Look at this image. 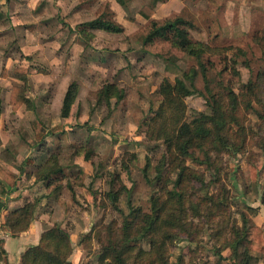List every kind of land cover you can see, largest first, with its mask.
<instances>
[{"label": "rangeland", "instance_id": "1", "mask_svg": "<svg viewBox=\"0 0 264 264\" xmlns=\"http://www.w3.org/2000/svg\"><path fill=\"white\" fill-rule=\"evenodd\" d=\"M168 1L158 2L157 21L173 19L175 14H179L192 26L188 32L193 40L205 42L211 48H219V51L205 53L198 60L173 45L170 38H157L145 45L144 38L150 23L141 19L135 23L127 20L138 19L140 8L151 4V0H129L125 7H120L114 0H59L57 3L54 0H31L27 8L36 5L33 11L38 21L36 25L21 23L19 13L6 16V20L13 23L8 27L10 35L4 42L8 58L17 61L18 50L22 47L43 63H49L51 58L67 62L69 57L71 74L77 80L81 77L89 81L79 95L77 90L73 119L67 125L70 132L57 135L59 139L54 141L53 150L46 154L59 158L65 175L49 193L32 190L35 192L32 201L49 196L41 200L35 220L40 224L45 217L44 229L57 224L70 236L73 247L71 264H98L100 250L107 244L106 225L113 223V228H119L125 218L133 219L132 210L150 214L152 200L158 198L163 201L170 196V191L183 194L185 218L200 231L196 235L193 228L177 232L168 245L167 264H217V258L210 257L216 256L224 240L232 239L231 233L237 234L243 218L251 222L264 207V55L254 41L257 35H264V5L255 2L250 9L248 4L240 2L242 0L233 5L226 4V0ZM23 4H26L25 0H17L16 7ZM44 5L49 8L44 10ZM13 6H9L11 13L18 10ZM101 14L124 26V33H106L105 38H100L90 30V40L84 41L78 30ZM25 19L34 20L30 9ZM54 26L63 28L65 33L61 34V30L56 33ZM68 32L78 34L77 38L86 46L74 59L71 49L78 40L68 41ZM53 36L61 45L72 43L63 46L60 60L48 50L33 49L38 45L25 40L36 38L42 45ZM227 48L231 50L223 51ZM98 52L104 55L100 57ZM184 74L194 77L192 84L187 79L185 84L198 93L183 100L186 105L183 121L193 122L200 117L199 114H211L209 91L224 108L230 102L228 91L237 97L238 104L234 110L237 124L231 123L230 140L236 146L242 145L240 151L234 152L235 145V148L219 149L216 144L207 143L205 151L191 148L192 158L185 157L182 163L174 160L178 152H173V148L167 150L163 138L158 137L161 124H155L159 119L154 115L160 107L159 87L162 82L168 80L174 84L175 79H183ZM36 78H31L33 88ZM249 82L255 85V93L245 88ZM107 83L116 84L123 94L122 100L112 99L109 106H99L96 94ZM35 90L34 102L38 99ZM47 97L54 98L51 92ZM43 111L36 117L44 122L45 131L62 121L57 110L54 113L48 109ZM53 117L59 120L55 121ZM30 118L9 117L26 139L30 137L32 123L37 120L29 122ZM152 119L155 122H151ZM165 122V132L170 130L171 133L173 127ZM238 130H243L244 139L241 137L239 140V135H235ZM14 152L17 156L15 162L21 164L24 161L25 166H28L25 164L28 158L33 160L35 155L41 159L45 154L43 150L39 155L34 143ZM207 155L212 158L211 164ZM84 157L88 158L84 161L87 164L85 171L73 164L74 159ZM250 162L260 167L254 182L249 181L247 164ZM177 163L196 173L193 177L192 172L186 171L183 184L178 189L176 182L181 167ZM109 192L116 194L115 201L108 197ZM174 198H177L176 194ZM223 220L228 225L224 228V235L217 240L212 235L214 230H223ZM91 230L93 240L89 241L84 236ZM95 233H100V237ZM119 235L116 231L115 237ZM96 237L100 238V244ZM137 248L148 252L147 239L140 241L131 251L129 264H147L146 256L141 261L134 258Z\"/></svg>", "mask_w": 264, "mask_h": 264}, {"label": "trees", "instance_id": "2", "mask_svg": "<svg viewBox=\"0 0 264 264\" xmlns=\"http://www.w3.org/2000/svg\"><path fill=\"white\" fill-rule=\"evenodd\" d=\"M114 1L120 7H125L129 0ZM160 1L161 0H151V4L143 5L137 13L150 23V29L144 38L145 45L151 44L157 38H170L174 43L173 45H176L189 56L196 57L198 60H200L205 53L214 54L216 51H219V48H211L205 42L193 40L188 32V30L193 29L192 26L190 27L188 22L179 14H175L173 19L165 18L162 20L163 22L153 20L155 6ZM111 13L113 15V12ZM107 16L106 14L99 15L94 20L85 23L82 29L78 30L77 33L80 34L81 38L86 42L90 40L88 35L90 30H100L108 34L117 35L124 33L123 26ZM127 21L134 22L132 18H129ZM84 28L88 30L86 31ZM254 41L264 55V35H257ZM228 50H231V48L223 49V51ZM204 72H206V69H204ZM10 74L23 82L27 81V70L23 68L18 67ZM0 75L1 77H6L7 71L3 68ZM183 77V79L176 78L174 84L170 83L168 80L162 82L159 87V95L161 97L160 107L154 115H157L159 119L155 124L162 125H159L157 132L158 137L161 136L163 138L167 150L173 148V152H178L175 154L174 160H178L179 163H182L185 157L192 158L193 156L189 153V150L195 147L205 151L204 145L207 143L212 146L216 144L219 149L227 147L235 148L234 145L236 146V144L230 140V132L231 123L237 124V118L234 116V110L238 104L237 97L232 91H228L227 96L230 102L228 107L224 108L220 100H217L209 91L212 100L208 103L211 114H199L200 117L193 122L183 121L182 117L186 110V105L183 100L186 97L198 93L196 90H192V88L189 89L185 84V79L192 84L194 77L186 74H184ZM245 88L249 92L255 93V85H252L251 82L246 84ZM77 90L78 85L72 83L66 91L61 108V117L63 119H68L70 117L77 96ZM2 91L0 87V108ZM24 93V87L20 88L13 86L11 88L9 104L13 113L17 112L22 105L30 108V102L25 97ZM199 95L203 96L201 93H199ZM122 96L123 94L116 84L107 83L98 90L96 94V103L99 106H109L112 99L120 101L122 100ZM170 111L172 113L169 115ZM166 115L167 119H165ZM152 121L155 122L153 119L151 122ZM164 121H166L165 124L168 122V125L173 127L171 133L170 130L165 132ZM44 125V122L40 118H37V120L32 123V133L36 142H40L46 136H62L65 134L62 124L53 126L47 131L44 130ZM235 135H239V140L241 137L244 139L243 130H238ZM236 147L234 152H238L242 149V145H237ZM58 159L59 158L53 154L48 155L45 164L34 173L36 181L41 182L46 188L55 187L56 182L65 175L64 169L60 166ZM77 159L78 158L74 160ZM80 159L82 161L88 160L87 157ZM207 160L211 164V156L207 155ZM31 163V160H27L25 164L30 165ZM177 166L181 167L178 163ZM124 169L126 171V167ZM259 169L260 167L252 164V162L247 164L250 182L257 180ZM186 171L192 172L193 177L196 176V173H193L192 170L181 167L176 182V189L182 186ZM17 182L16 175L0 167V192L3 195L9 194L17 186ZM56 192L57 190L53 193ZM169 194L170 196L163 201L158 200V198L152 200L150 214H143L140 210H132L131 212L134 214L133 219L127 220L125 218L123 224H121L119 228H113V223L106 225L105 232L107 235V244L100 250L98 264H129L131 260V258L129 259V254H131V251L144 239H147L149 242L148 252L137 248L134 258L139 259L137 261H141L142 257L146 256L148 259L147 264H167L168 255L166 256V254L169 249L168 245L177 232L191 231L188 228H193L192 232L195 233V235L199 233L200 229L196 230V226L188 222L189 219H187V217L185 218L182 200L183 194H181V192L173 194L171 191ZM175 194L177 195L176 199L174 198ZM108 197L112 201L116 200L115 193L109 192ZM39 202L40 199L38 198L8 213L5 217L4 228L12 235L27 231ZM262 204L264 206V201H262ZM222 222L225 224H222ZM222 222H220V224H222L221 228H223V230H214V234L212 235V237L217 240H219L220 236L222 237L224 235L225 232L223 231L228 225L227 221L223 220ZM116 228L117 230H115ZM116 231L120 234L118 237H115ZM99 234L97 233L96 236L100 237ZM231 234L233 238L227 239V241L224 240L220 250L215 254L216 256L213 255L218 260L217 264L223 260H230L234 264H257L258 260L251 255V252H256L260 255L264 254V231L255 227L252 221L250 222L247 218H243V220H241L240 230L236 235L235 233ZM84 238L89 241L93 240L92 230L88 232ZM96 240H98L99 244L101 243L100 238L96 237ZM0 251L4 256L3 264H10L6 258L5 250L3 249V242H0ZM72 253L73 247L70 236L57 224H54L51 227L43 229L38 243L29 246L21 254L18 264H71L70 258ZM223 253H227L226 258H223Z\"/></svg>", "mask_w": 264, "mask_h": 264}, {"label": "crops", "instance_id": "3", "mask_svg": "<svg viewBox=\"0 0 264 264\" xmlns=\"http://www.w3.org/2000/svg\"><path fill=\"white\" fill-rule=\"evenodd\" d=\"M30 1L31 0H25V3H26L25 5L23 4L19 7L18 6L16 7L17 0L13 1V3H11L12 2L11 0L9 1L10 3L7 0H0V73L3 68L7 71L6 77H1L0 75V87L3 90L1 94L2 102H1V108H0V167L16 175L17 180H18L17 186L9 194L3 195L0 192V242H3V249L5 250L6 258L10 264H18L21 254L29 246H32L38 243L40 234L42 233L44 229L42 227L43 226L42 224L46 222H44L45 217L43 216L44 218H42L43 220H41L39 224V222L35 220V213H36L37 207L40 205L41 200H45L46 198H49V196L47 195L46 198L44 196L43 198L40 199V202L38 206L36 207L34 217L31 221V224L28 230L25 232L19 233L17 235H12L3 226L5 217L8 213L23 207L25 203L31 202L32 197H33L32 194H35V192L32 191L34 188L37 190L38 189L44 190L45 193L46 191H48L47 193H49L52 187L46 188L41 182H37L34 173L45 164V161L48 157V155L46 156L47 152L49 151L51 152L53 150L55 146L54 141L59 139V137L58 136H46L40 142H36L34 139L33 133L30 130L31 131L30 137L29 139H26L21 129L18 126L14 125L15 123L10 122L9 117L10 116L11 117H16V116L17 117H31L29 122L30 121L32 122L33 120L37 119L36 115L38 113L40 114L43 110H46V109L50 110L51 113L52 111L54 113V110H57V114L60 113V116H61L62 101L64 99V96L66 94L68 87L72 83H76L77 85H79L78 87L79 88L78 95H79L80 91L85 89L87 85L89 84L88 80L85 81L81 79V77L80 79L77 80V77L71 74L72 70L69 65L70 64L69 57H67L68 58L67 62L53 61V59L51 58L50 61L48 60L49 63H45V62L43 63L37 60V56H35L34 53L32 54L31 52H26L24 48L22 47V49L20 48L18 50L19 59L17 61H12L11 58H8L9 55L8 53H5L4 42L9 37L8 35H10L9 34L10 31H8V27H10L13 23L8 22L6 20V16L10 14L17 15V13H19L18 15L21 18V21H22L21 23H23L24 25H31V23H33L36 25L38 21L35 18L36 13L34 14L33 12L34 9L36 8V5L34 6L31 5L27 8L28 3H30ZM54 1L57 3L59 0H54ZM170 1H168V3H170ZM239 1L240 0H226V4L227 3L228 5L229 3L232 5L238 4L237 2ZM240 2H244L248 4V6L251 7L250 9H252L253 6L251 5H254L255 2L263 3L264 5V0H242ZM11 4L12 6L13 4H15L13 8H18V10L11 13L9 10V6ZM157 4L155 6V14L152 18L155 21H157L156 20L157 18H155ZM47 8L49 7H47V5H44L43 9L46 10ZM28 9H30V14H32V16L34 17L33 21H26L25 19V15L26 13H28ZM112 9H115V6H113ZM55 12H57V10ZM132 19L134 20V22H130V23H135V21L139 22L140 21L139 19H141L142 21H146L140 16L138 19H135V18H132ZM54 27H55L56 33L58 32V30H61V34L65 33V30L63 28L61 27L57 28L56 26ZM70 27L71 29H73L72 26ZM123 28L125 31L124 26ZM92 33H94L100 38H105L107 36L106 32H103L100 30H94ZM67 35H68V38L66 39H68V41H71V42L74 41L78 37V34L76 33L68 32ZM25 40L34 41L33 44L38 45V48H33V49H38V50L43 49L44 51L48 50L49 53H53V55H55L57 60H60L62 58L63 46L72 44V43H68L65 45H61L59 40L56 38V36L55 37L53 36L47 44H42V45H41L40 40L36 41V38H33V39L29 38ZM77 40L78 41L75 43V45L71 49V51H73L72 52L73 59L74 57L79 56L86 47L85 44L81 40H79L78 38ZM97 54L100 57L104 55V53H99V52ZM18 67L27 70V75H26L27 81L26 82H23L19 78L12 76L10 74L14 72V70ZM33 76L35 77L37 76L36 78L37 80H35L37 81V83L34 86V88L36 89L35 92L36 91L38 92L37 93L38 99L36 102H34L32 98L34 94L33 92L34 88L30 83L31 78ZM13 86L25 88L24 94H25V97L30 102V108H27L25 105H22L17 110V112L15 113L12 112L11 106L9 104V100H10L11 88ZM50 92L53 94L54 98L48 99L47 95ZM82 107H84V104L82 105ZM73 111H75L74 107H72L70 117L68 119L62 118V121H60L59 123V124L65 125L64 131L66 132H70L71 130V128L67 125L73 119L72 117L74 113ZM43 114L45 115L46 113H44L43 111ZM53 119L55 121L59 120V118H55V117H53ZM56 125L58 124H55L53 126H56ZM70 125L72 124L70 123ZM33 143L35 144L39 155L40 154L42 155L43 150H44L45 154L42 155V158L37 159V157L34 155L33 160L29 158L27 159V160L32 161L30 165L25 166L24 161L21 164H17L15 162L17 160V156L14 151H16L18 148L24 149L26 145L27 146L28 144L32 145ZM73 164L76 165L77 167H80L81 170L83 171H85V169L87 168V164L82 160L77 159L73 162ZM27 167H30V168L28 169ZM53 203L55 204V201H53ZM252 224L255 227H258L262 231H264V207H261L259 209L258 215L252 219ZM51 226L53 225H50L49 227ZM251 255H253L258 260L257 264H264V254L260 255L256 252H251ZM222 256L223 258H226L227 253H223ZM212 257L214 256L212 255L210 258ZM3 259H4V256L2 255L0 251V264H3ZM219 264H234V263H232L230 260H223Z\"/></svg>", "mask_w": 264, "mask_h": 264}]
</instances>
